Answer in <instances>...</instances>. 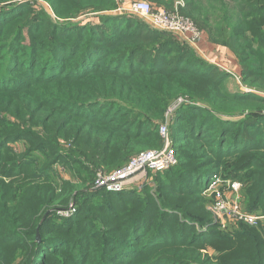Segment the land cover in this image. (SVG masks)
I'll return each mask as SVG.
<instances>
[{
	"label": "rangeland",
	"instance_id": "374dc122",
	"mask_svg": "<svg viewBox=\"0 0 264 264\" xmlns=\"http://www.w3.org/2000/svg\"><path fill=\"white\" fill-rule=\"evenodd\" d=\"M89 1L72 0L71 4L68 0H0V14L11 13L19 7L23 9L0 20V31L5 30L0 42L7 40L9 35L11 39L19 29H24L19 41L21 51L33 44L42 48L52 40L55 26L78 23L93 27L100 24L99 17L104 14H132L129 6L134 0H115L116 8L107 11L88 9ZM146 1L154 7L161 6L156 0ZM168 1L172 3V9L176 5L181 9L187 7V0ZM191 1L201 7L198 13L202 15L203 24L180 13L196 24L202 31V37L198 41V49L184 41L179 40L180 43L189 47L202 61L224 72L221 78L227 85L226 90L264 97V90H257L251 81L244 79V64H248L242 63L229 45L235 39L236 45L246 52V57L250 54L253 59L264 60V0ZM79 10L82 11L80 14L69 16ZM15 16L21 17L11 21ZM33 20L38 24L35 29L31 27ZM108 28L112 29L111 25ZM88 34L87 31L84 36ZM66 36L74 40L77 33ZM203 39L206 43H202ZM10 54L9 49L0 51V144L2 138L10 136L0 150V264H157L156 256L160 254L168 257L160 256L158 264H264V218L250 224L215 212L216 205L223 199L238 201L248 213L260 215L264 212V197L260 200V207L252 208V192L261 183L257 182L256 172L262 171L258 159L264 157V148L252 150L242 157L223 155L215 144L218 140L216 132L210 131L200 140L193 133L205 128L204 123L216 125V119L209 118L207 112L236 122L243 120L248 110L240 113V109H235L237 113L220 114L205 102L183 92L170 99L164 92L148 94L145 104L135 97V103L128 101V104L142 105L145 122L147 119L155 120L164 109L159 123L168 125L169 147L176 153L188 152L190 156L181 158L180 165L171 174H153V178L149 175L138 183L110 188L99 183V173L115 172L121 167H96L93 164L97 154L84 144L87 136L76 139L84 120L81 122L76 118L68 129L61 132L60 120L66 115L60 111L49 124L43 121V117L34 116L32 103L44 94L59 93L60 89L52 86L17 96L19 92L14 89L17 84L8 74L20 76L21 72L16 71ZM177 76L164 80L142 77L134 82L156 85L159 92L161 89L176 90L180 89ZM106 79L100 81V86L109 88L110 93L103 94L120 99L121 88L116 87L114 80ZM225 89L221 90L223 95L227 94ZM121 99L127 101L128 95ZM100 100H104L99 101L104 104L112 102L111 107L115 104L109 97H101ZM194 105L206 110L189 108ZM186 108L187 118L183 113ZM262 108L258 111L264 113ZM52 110L53 104H48L42 112L48 114ZM155 110L159 112L156 114ZM91 126L96 125L87 127L89 134L90 128L96 130ZM238 127L227 124L225 128L230 132L226 138H233V130ZM155 135L161 137L159 132ZM157 136L152 139L158 140ZM256 136L264 137V129ZM144 143L136 141L139 147ZM165 144L162 139L159 147L164 148ZM148 147L142 148L141 152ZM251 155L256 159L247 162ZM243 167L245 170L241 169ZM194 168L201 176L207 177L201 180L203 185L190 184L188 188L187 172ZM235 181L241 183L238 192L230 187ZM95 189L103 192L92 196ZM46 217L51 221L42 228ZM127 219L137 220L139 225L134 228L141 227L145 233L148 232L150 244L158 242V247L140 255L146 238H142L139 244L131 237L127 249L124 243H116L113 238L120 237L130 228L128 223L125 230L121 229V221ZM202 219L208 220L201 223ZM209 232L216 237L207 239L209 237L205 236ZM190 233L196 234L195 239ZM177 248L182 250V255L172 252ZM84 251L91 256L81 254L76 258L77 253ZM172 255L182 261H172L169 257Z\"/></svg>",
	"mask_w": 264,
	"mask_h": 264
},
{
	"label": "trees",
	"instance_id": "16d2710c",
	"mask_svg": "<svg viewBox=\"0 0 264 264\" xmlns=\"http://www.w3.org/2000/svg\"><path fill=\"white\" fill-rule=\"evenodd\" d=\"M68 1L72 4V0ZM156 2L161 5L159 7H163L169 11L175 10L172 9L173 5L168 0H156ZM85 4H78V6ZM19 8L11 11V13L0 14V20L18 11H23L22 8ZM87 8L92 11L113 10L116 8V2L115 0H90ZM26 9L25 7L24 10ZM200 10L201 7L191 0H187V7L179 8L181 13L191 17L199 24H203L202 15L198 13ZM81 12L79 10L69 16H74ZM19 17L21 16H15L11 21H15ZM99 18L100 24L92 25L93 27L78 23L75 25L63 24L55 26L57 28L52 36V40L48 41L42 48L39 45L33 44L30 48H25V50L21 51L19 41L22 39L21 34L24 29H19L11 39L9 35L7 40L0 42V51L9 49L12 52L10 54L11 62L14 64L16 71L21 72L20 76L8 74L11 81H15L17 84L14 88L19 92L17 96L57 86L60 92L55 95L51 93L42 95L36 103H32L31 112L35 117H43V121L46 124H49L50 120L59 111L65 114L66 116L60 120L61 132L68 129L76 118L81 122L84 120L78 128V138L76 137V139L87 136L84 144L91 152L97 154V158L92 161L96 167L105 165L108 168H120L126 165L132 156L140 153L142 148L148 147L147 145L149 144L150 147L146 148L147 150L162 148L159 146H161L162 139L165 141V138L160 133L161 124L159 122L164 109L162 110V114L160 116L157 115L155 120L151 119L149 121L147 119L145 122L141 110L142 105L134 106L128 104V101L135 103V97L142 99L145 104L147 103L146 95H154L155 92H164L167 99L173 98L178 93L183 92V94H187L195 100L205 102L220 114L237 113L238 110L235 111V109H240V113L248 110V114L243 117V120L236 122L224 120L223 117L218 118L216 115L207 112L209 118L216 119V125L210 122L209 124L204 123L205 128L194 130L193 133L196 139L200 140L208 132H216L218 140L215 144L218 145L219 151L223 155L242 157L248 155L252 150L264 148V137L256 136V134L264 129L262 125L264 113L258 111L264 107V97L226 90L227 85L224 84L223 78H221L224 74L222 70L196 57L193 51L189 47L183 46L174 34L150 27L139 16L133 13L104 14ZM108 25H111L112 29H109ZM37 26L38 24H35L33 20L31 22L32 29H35ZM87 31L89 32L88 36H84ZM74 32L77 33V37L74 40L67 38L66 35L73 34ZM4 33L5 30L0 31V36L4 35ZM234 40L229 43L230 47L242 63H247L248 66L252 67L244 64V79L251 81L257 90H264V60L253 59V56L250 54L246 57V52L241 50ZM17 48L18 50L13 52ZM175 75H178L177 78L180 81L178 84L180 89L176 90L174 88L171 90L160 88L161 92H159L156 85L134 82L143 78L151 80L157 78L163 80L166 78L174 79ZM106 78L114 80L115 82H112L115 83L116 87L121 88V98L126 94L128 95L127 101L103 94L110 93L109 88L100 86V81L107 80ZM25 89L28 92H24ZM223 89L226 90L227 94L223 95L221 93ZM156 95L160 96V94ZM101 97H109L115 101V104L111 107L112 102H108V104L99 102L104 101L100 100ZM160 97L165 99L164 96ZM152 103L153 100L150 104ZM48 104H53L54 110L45 114L42 111ZM101 106L103 108L99 110ZM189 108L206 110L200 108L198 105L190 106ZM158 112L159 110H155L156 114ZM183 113L184 117L187 118V108ZM123 115H125L124 119L121 118ZM131 115L134 116L131 117ZM192 117H196V115L192 114ZM227 124L239 126L233 130V138L231 139L226 138L230 132L225 128ZM90 125H96L91 126L95 127L96 130L94 128L89 129L91 134L86 131ZM133 128L136 130L132 131L131 129ZM156 132H159L162 138L155 135ZM153 136H157L159 139L153 140ZM7 137L6 139L2 138L0 150L9 141L10 136ZM138 140L139 142H145L143 147L137 146L136 141ZM78 141L80 142V140ZM177 156V164L164 171L154 172L148 170L147 177L150 175L153 178V174H171V172H174L173 169L180 165L181 158H188L190 154L188 152L177 151ZM251 156L248 157L247 162L256 159L253 158V155ZM258 165L262 171L256 172V175H258L257 182L261 183L252 192L254 197L253 210L261 206L260 200L264 197V157L258 159ZM195 169H187V171L189 170L187 172L188 188L190 184L203 185L201 180L207 177L201 176ZM241 169L245 170L244 167ZM92 191V196L103 192L96 189ZM187 214L192 216L188 212ZM207 220L202 219L201 223H205ZM50 221L46 217L42 228L48 226ZM121 223H123L121 229H124L128 223L130 228L128 231L124 229L125 233L120 235V237H114L113 240L116 243H124L125 249L129 247L130 243L128 241L131 237H134V241H139V244L142 243V238H146L145 244L142 246L143 251L140 255L158 247L156 245L158 242L150 244L148 232L145 233L141 230V227L139 228L140 230L134 228L135 225H139L137 220L127 219L122 220ZM195 235L190 233V236L194 239ZM205 237H209L207 239H214L216 236H212V232H209ZM172 252L177 255H182L183 253L179 248L172 250ZM81 254L91 256L89 252L84 251L77 253L76 258L80 257ZM160 256L163 258L168 257L167 254H160ZM160 256H156L158 262L160 261ZM169 257L172 261L175 259L182 261V259L173 255Z\"/></svg>",
	"mask_w": 264,
	"mask_h": 264
},
{
	"label": "built area",
	"instance_id": "2783aa9c",
	"mask_svg": "<svg viewBox=\"0 0 264 264\" xmlns=\"http://www.w3.org/2000/svg\"><path fill=\"white\" fill-rule=\"evenodd\" d=\"M129 10L139 16L150 27L167 31L174 34L179 40L191 46H197L202 37V31L189 18L181 15L179 6L176 5L174 11H169L163 7L154 8L146 0H134ZM160 133L165 138V147L161 149H149L133 156L129 162L115 172H100V184H107L110 188H117L121 184L138 183L146 179L148 170L154 172L165 169L178 163L177 153L170 146L169 129L167 123L161 124ZM213 185V184H211ZM234 192L241 189V183L235 181L230 184ZM215 212L230 219L244 221L250 224L256 223L264 218V212L260 215L244 211L239 202L220 200L215 207Z\"/></svg>",
	"mask_w": 264,
	"mask_h": 264
},
{
	"label": "crops",
	"instance_id": "0c3cea01",
	"mask_svg": "<svg viewBox=\"0 0 264 264\" xmlns=\"http://www.w3.org/2000/svg\"><path fill=\"white\" fill-rule=\"evenodd\" d=\"M202 43H206V39L205 40L203 39V42ZM202 43H201V46H202ZM203 47H205V46H203ZM196 48L198 49L197 46H196ZM199 48H200V45H199ZM205 48H207V47H205Z\"/></svg>",
	"mask_w": 264,
	"mask_h": 264
}]
</instances>
